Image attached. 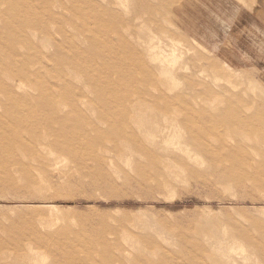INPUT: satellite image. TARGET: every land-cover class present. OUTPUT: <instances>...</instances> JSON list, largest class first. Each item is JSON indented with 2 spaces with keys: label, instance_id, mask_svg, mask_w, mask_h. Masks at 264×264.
<instances>
[{
  "label": "rangeland",
  "instance_id": "obj_1",
  "mask_svg": "<svg viewBox=\"0 0 264 264\" xmlns=\"http://www.w3.org/2000/svg\"><path fill=\"white\" fill-rule=\"evenodd\" d=\"M263 7L0 0V264H264Z\"/></svg>",
  "mask_w": 264,
  "mask_h": 264
},
{
  "label": "bare ground",
  "instance_id": "obj_2",
  "mask_svg": "<svg viewBox=\"0 0 264 264\" xmlns=\"http://www.w3.org/2000/svg\"><path fill=\"white\" fill-rule=\"evenodd\" d=\"M127 104V103H126ZM143 104V103H142ZM139 105V104H138ZM137 105V106H138ZM120 106V105H119ZM139 108V107H138ZM141 108V107H140ZM138 110V109H137ZM131 119V118H130ZM132 120V119H131ZM132 122V121H131ZM106 124V123H105ZM167 124V123H166ZM111 127L115 130V129H119V128H125V125H124V123H123V121L121 120H119V121H114V120H112L111 121ZM108 128V126L106 127V129ZM110 129V128H109ZM103 134V133H102ZM118 135V134H117ZM116 135V137H118ZM101 137V136H100Z\"/></svg>",
  "mask_w": 264,
  "mask_h": 264
},
{
  "label": "crops",
  "instance_id": "obj_3",
  "mask_svg": "<svg viewBox=\"0 0 264 264\" xmlns=\"http://www.w3.org/2000/svg\"><path fill=\"white\" fill-rule=\"evenodd\" d=\"M262 11H264V7H263Z\"/></svg>",
  "mask_w": 264,
  "mask_h": 264
}]
</instances>
